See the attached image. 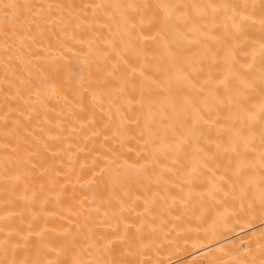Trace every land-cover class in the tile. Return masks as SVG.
<instances>
[{
  "label": "bare ground",
  "instance_id": "bare-ground-1",
  "mask_svg": "<svg viewBox=\"0 0 264 264\" xmlns=\"http://www.w3.org/2000/svg\"><path fill=\"white\" fill-rule=\"evenodd\" d=\"M0 264H264V0H0Z\"/></svg>",
  "mask_w": 264,
  "mask_h": 264
}]
</instances>
